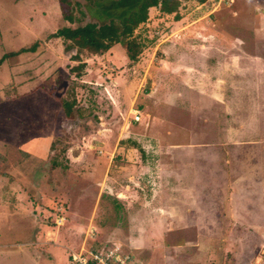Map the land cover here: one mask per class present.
<instances>
[{
	"label": "rangeland",
	"instance_id": "rangeland-1",
	"mask_svg": "<svg viewBox=\"0 0 264 264\" xmlns=\"http://www.w3.org/2000/svg\"><path fill=\"white\" fill-rule=\"evenodd\" d=\"M72 1L69 23L57 0H0V58L36 41L0 61V138L49 133L55 143L43 160L0 145V264H20L5 252L41 236V224L44 263L71 264L86 239L119 241L149 264H244L264 212V0H179L177 14L150 6L133 30L136 59L115 44L83 56L79 77L64 67L74 50L51 33L101 19L89 0ZM119 2L118 13L138 0ZM39 85L45 94L25 95Z\"/></svg>",
	"mask_w": 264,
	"mask_h": 264
},
{
	"label": "trees",
	"instance_id": "trees-1",
	"mask_svg": "<svg viewBox=\"0 0 264 264\" xmlns=\"http://www.w3.org/2000/svg\"><path fill=\"white\" fill-rule=\"evenodd\" d=\"M91 6L87 8L92 14L101 19L100 21H87L84 24L76 26H61L51 33L52 36L61 38L63 48L65 50L73 49L69 60L65 61L64 67L75 77L81 76L85 68V61L83 56L102 55L110 47L115 44L120 45L126 57L133 61L142 49L143 42L137 39L133 34L136 26L145 21L147 18V10L150 6H159V9L165 13L177 14L179 0H138L137 4L126 9L124 12H117L113 3H120V0H114L105 8L106 0H89ZM60 9L61 17L72 23L77 20L75 16L74 5H78L72 0H57ZM109 4V3H107ZM81 12V11H80ZM175 17H178L176 15ZM36 46V41L25 47H20L15 51H9L2 54L0 61L7 55L16 54L23 51H32ZM75 61V63H74ZM63 108L66 112H70L75 104L74 94L69 93L68 97L60 99ZM77 115L80 114L76 107ZM122 142V141H119ZM133 145L134 142L130 141ZM55 145L51 142L50 149ZM57 165L56 159H52Z\"/></svg>",
	"mask_w": 264,
	"mask_h": 264
},
{
	"label": "crops",
	"instance_id": "crops-1",
	"mask_svg": "<svg viewBox=\"0 0 264 264\" xmlns=\"http://www.w3.org/2000/svg\"><path fill=\"white\" fill-rule=\"evenodd\" d=\"M35 49L36 48H34V50ZM34 50L29 51V52H34ZM26 52H28V51H26ZM29 94L32 96V95H37V94L39 95V94H45V93L42 92V90L40 89V85H39L34 90H32V92H29V93H27L25 95H29ZM45 98L46 99H51L49 95H47ZM51 101H52V99H51ZM51 101H49V102H51ZM29 105H30V103H29ZM29 107H30L29 109H31V110H32V107L34 109V105L33 106H29ZM52 107L48 106V108H46V110H47L46 112L47 113L49 112L51 114L52 111L55 109V107H53V108ZM14 110H15V108H14ZM13 113H14V111H12L10 113V119H11V117H12L11 115ZM25 113H27V111H25ZM47 113H45V114H47ZM138 113H139V111H138ZM139 116H140V113H139ZM13 117L15 118L16 116L13 115ZM3 118H5V117H3ZM132 119H133V117H132ZM134 121L135 122L139 121V117H138L137 120H134ZM9 122H10L9 120H5V121L2 122V124L4 123V124L8 125ZM4 124H3L4 128H8V126H5ZM29 126H30V128H32V130L34 129L35 131H38V129H39V124H38V126L37 125L34 126L32 124H30ZM45 128L46 127H44L43 130H45ZM46 131H48V130H46ZM39 133H41V130H40ZM44 134L45 135L41 136V137H40V135L37 136L38 138L36 140H33V141L32 140L29 141V139H25V141H23V140H13V139L11 140L10 138H2L1 137L0 138V145H1V147H5V146H8V145L12 146V147L14 146V148H16V149H14V148L11 149L12 150L11 154H12L13 158L19 155L20 152L17 151V149H19L20 151H22L24 153H27V157H30V158L35 157L38 160H43V158L46 157V154H47V152H48V150H49V148L51 146V140H52V138H50V136H49V133H44ZM129 142H130V140H129ZM131 145H132V143H131ZM7 153L5 151V154H7ZM42 183H43V181L40 182L39 184H41V186H42ZM204 203L205 202H202V205H204ZM1 206H2V204H0V210L2 209ZM5 208H7V207H5ZM10 208H11L10 210H12V208H15V207H10ZM260 210L262 211V213H261L262 216H260V217L258 216L259 219H258V217H255L253 224L250 225L251 228H252V230H251L252 234L256 237V240H255V245L257 243L256 249L255 250L254 249L253 250L249 249V253L246 255V259H245L246 262H244V264H264V224L262 222L258 223L259 220L262 221L264 219V212H263L262 208ZM31 221H33V219H31ZM63 221H64V216H63V219H62L61 223H56V225L57 224L61 225L63 223ZM211 221H214V219L211 220V219H208V218H202V223L201 224L203 226H210ZM217 222H219V221H217ZM217 222L215 221V224H218ZM33 223H34V221H33ZM35 224H37V225L39 224L40 225L41 223L37 222ZM154 224L156 225L157 223L155 222ZM46 231H47L46 227H44V225L41 224L39 226V230H38V228H36V232L41 233V236L37 235L35 232H33L34 234L31 237H25V238L20 237V239H19L20 241H16L15 243L12 242V244H11L12 247L14 249H16L15 251H17V252H13V251L10 250V251H7L5 253L8 254V255H11L12 257H16V258L19 257L20 264H48L49 261L48 262L46 261V263H44L45 260H43L44 255L45 254L48 255V253L45 252V250H49L47 247H45ZM260 236H262L263 239L260 238ZM204 238H206V237L203 236L202 237V241H203ZM85 240L86 239L83 240V243L81 244V246H84V247L86 246L85 245ZM141 240H142L141 238L138 239V241H141ZM112 242L120 243L121 247L123 249V246H122L121 242H119V241H112ZM130 242L134 245L133 248L137 247L135 245V243H136L135 242V237L131 236L130 237ZM208 242H209V240H208ZM212 242L213 241H210V243L208 244L209 247L210 246L213 247L211 245ZM214 242H216V240ZM236 244H238V243H236ZM236 244H235V247H238V246H236ZM99 246H101V245L86 246V247H99ZM233 246H234V241H233ZM239 246L243 248L246 245L244 243H242V242H239ZM218 248L219 247L216 246V248H211L210 250L213 252V250H216ZM210 250L208 249L205 253H211ZM125 251L131 252L138 259L140 264H149L147 261L144 260V258H142L139 255H137L136 252H133L131 250H126V249H125ZM71 252H73V251H70V253ZM250 253H252V254H250ZM234 257H241V255L238 254V253H235ZM202 258H204L203 255H202ZM24 260H26V261H24ZM191 260L193 262L197 261L196 258L195 259L192 258ZM69 261L71 262L70 254H69Z\"/></svg>",
	"mask_w": 264,
	"mask_h": 264
},
{
	"label": "built area",
	"instance_id": "built-area-1",
	"mask_svg": "<svg viewBox=\"0 0 264 264\" xmlns=\"http://www.w3.org/2000/svg\"><path fill=\"white\" fill-rule=\"evenodd\" d=\"M138 117V111L133 110V119L137 120ZM62 219L63 216L57 214L54 222L61 223ZM70 260L72 264H140L131 252L123 250L117 242L99 247L81 246L78 252L70 253Z\"/></svg>",
	"mask_w": 264,
	"mask_h": 264
}]
</instances>
